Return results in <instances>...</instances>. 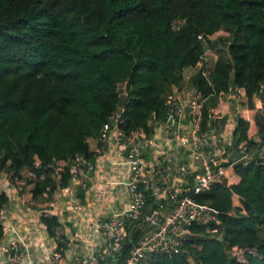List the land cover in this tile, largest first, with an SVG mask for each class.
<instances>
[{
	"label": "trees",
	"instance_id": "16d2710c",
	"mask_svg": "<svg viewBox=\"0 0 264 264\" xmlns=\"http://www.w3.org/2000/svg\"><path fill=\"white\" fill-rule=\"evenodd\" d=\"M220 44L229 59L218 57L208 79L200 68L186 79V69ZM263 81L264 0H0V176L18 182L32 172L35 199L68 186L67 161L78 154L94 161L91 145L119 108L120 83L128 93L124 129L148 135L153 114L166 116L174 85L213 95L201 130L226 122L235 110L227 95L235 90L244 96L232 130L235 149L223 179L194 194L217 211L218 222L192 223L178 251L142 264H264V163L235 152L241 143L256 147L257 136L264 141V115L255 106ZM55 160L64 164L57 176ZM8 203L0 190V208ZM41 221L52 237L61 234L58 216ZM3 231L0 225V239ZM142 233L129 226L122 258ZM55 247L64 251L62 237Z\"/></svg>",
	"mask_w": 264,
	"mask_h": 264
},
{
	"label": "built area",
	"instance_id": "2783aa9c",
	"mask_svg": "<svg viewBox=\"0 0 264 264\" xmlns=\"http://www.w3.org/2000/svg\"><path fill=\"white\" fill-rule=\"evenodd\" d=\"M180 22L181 19H178L174 25L177 27ZM215 59L211 62L207 50L197 63V69L200 68L207 79ZM118 86L124 89V83ZM259 90L255 106L264 115V81ZM208 96L188 83L174 85L165 99L164 119H157L155 114L151 118L154 129L150 135L140 128L127 132L124 129L123 107L119 105L112 111L110 120L103 124L97 138L106 142L114 137L126 150L124 162L129 165V175L125 181L128 202L93 224L104 233L97 250L78 252L75 260L68 263L64 251L54 244L49 247L47 234H41L48 232L41 216L53 214L45 210L27 209V218H20L11 216L7 205L0 208V225L4 230L2 238L6 237L1 243L5 254L0 258V264H43L30 248L35 233L40 234L38 245L41 246L36 253L46 251L48 262L45 264H142L155 254L178 251L190 234L189 225L192 223L209 227L212 222H218L217 211L194 198V194L223 179L224 162L229 160L234 148L232 136L224 133V123L220 120L214 124L208 122L207 128L201 130L202 111ZM227 96L235 101V110L230 115L236 123L238 102L244 96L235 90H231ZM211 111L214 112L215 108ZM246 147L241 143L236 149L240 159L247 157ZM229 148H232L231 152ZM100 150L96 148L97 152ZM148 153L152 154L150 159L146 156ZM258 159L264 163V152ZM67 164L74 183L87 170L95 167L94 161L79 154L70 158ZM36 165L39 166L40 161ZM51 166L56 176L64 169V164L59 160H55ZM10 182L13 181L7 180L2 184V190L8 193L9 200L11 196L7 186ZM73 209L81 211L77 203ZM35 213L39 218L36 223L28 218ZM41 222L43 226L39 225ZM133 224L141 227L143 233L130 245L126 257L122 258L129 226ZM56 238H60V235L53 238L54 243Z\"/></svg>",
	"mask_w": 264,
	"mask_h": 264
},
{
	"label": "crops",
	"instance_id": "0c3cea01",
	"mask_svg": "<svg viewBox=\"0 0 264 264\" xmlns=\"http://www.w3.org/2000/svg\"><path fill=\"white\" fill-rule=\"evenodd\" d=\"M219 49V48H218ZM215 51V61L218 57L223 56L225 59H229V53L224 49L217 51V47L212 49ZM215 63V62H214ZM197 69V65L194 68H188L185 71L190 76ZM213 98L210 94L206 101L209 102ZM220 97H217V101ZM215 108L213 105L210 109ZM233 116L230 115L226 122H224V133L227 136H232V130L234 129ZM256 141L258 144L256 147H252L247 150V157L245 161L258 158L260 154L264 152V141L257 136ZM91 147L101 148L97 152L94 159L95 167L92 170H87L84 175H81L77 182H70L66 190L56 191L53 197H47L43 195L39 199H35L31 196L30 188L33 186L28 180H32L35 176L32 172L24 174V176L18 180V182H10L7 186L11 199L8 203V208L11 216L20 218H27V209L30 210H45L56 216H59L60 224V237L65 242L64 254L67 256V262L72 263L76 258V253L83 251L97 250L103 240V230L95 227L93 224L101 217L109 214L114 208H120L128 202V192L125 181L129 175V165L124 162L125 151L116 142L114 137H111L108 141H93ZM147 158H151L152 154L148 153ZM6 178V177H4ZM2 190V187H0ZM152 201H154L152 199ZM77 203L80 205L81 211L73 209V205ZM38 212V213H39ZM31 222L39 220L37 214H33L28 217ZM38 224V223H37ZM43 226V223H39ZM41 233V232H40ZM49 232L43 231L41 234L48 236L47 245L53 247L54 240ZM40 234H32L33 240L30 244V248L33 249V253L40 258L43 264L48 262V258L45 253H36L37 249L41 246L38 245V238ZM0 239V258L3 257L2 240ZM36 248V249H35Z\"/></svg>",
	"mask_w": 264,
	"mask_h": 264
},
{
	"label": "rangeland",
	"instance_id": "374dc122",
	"mask_svg": "<svg viewBox=\"0 0 264 264\" xmlns=\"http://www.w3.org/2000/svg\"><path fill=\"white\" fill-rule=\"evenodd\" d=\"M218 48H219V49H218ZM221 49H224V44H220V45L217 47V51H218V53H219V50H221ZM215 54H216L215 51H213L212 49H209V50H208V55L210 56L211 62L214 61V59H215ZM188 75H189V73L187 72V73H186V77H187ZM1 177L4 178L3 175H1L0 178H1ZM7 180H11V179L9 178V176H7L6 178L0 180V187L3 188V185H2V184H4ZM261 233L264 234V230L261 231Z\"/></svg>",
	"mask_w": 264,
	"mask_h": 264
},
{
	"label": "water",
	"instance_id": "95a60500",
	"mask_svg": "<svg viewBox=\"0 0 264 264\" xmlns=\"http://www.w3.org/2000/svg\"><path fill=\"white\" fill-rule=\"evenodd\" d=\"M128 97V93H127V90L126 88H124L120 93H119V105L120 106H124L125 105V102H126V99ZM190 125L192 126V122H190ZM221 238V236H220Z\"/></svg>",
	"mask_w": 264,
	"mask_h": 264
}]
</instances>
